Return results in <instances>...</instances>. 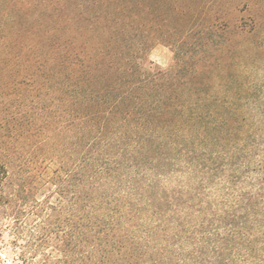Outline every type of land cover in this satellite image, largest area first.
<instances>
[{
    "label": "trees",
    "instance_id": "trees-1",
    "mask_svg": "<svg viewBox=\"0 0 264 264\" xmlns=\"http://www.w3.org/2000/svg\"><path fill=\"white\" fill-rule=\"evenodd\" d=\"M249 3L0 0V207L7 186L23 205L48 193L84 264H264Z\"/></svg>",
    "mask_w": 264,
    "mask_h": 264
},
{
    "label": "rangeland",
    "instance_id": "rangeland-1",
    "mask_svg": "<svg viewBox=\"0 0 264 264\" xmlns=\"http://www.w3.org/2000/svg\"><path fill=\"white\" fill-rule=\"evenodd\" d=\"M249 4L261 8L264 20V0H250ZM149 61L153 68L169 70L174 53L168 45L157 43ZM260 75L264 85V71ZM4 192L7 198L0 207V264H84L80 250L69 251L64 215L56 216L51 210L55 201L46 198L47 192L38 196L37 202L25 205L16 197L15 185L7 186Z\"/></svg>",
    "mask_w": 264,
    "mask_h": 264
}]
</instances>
